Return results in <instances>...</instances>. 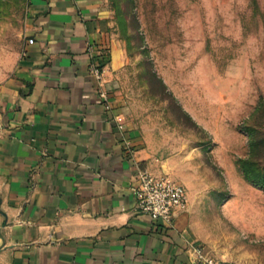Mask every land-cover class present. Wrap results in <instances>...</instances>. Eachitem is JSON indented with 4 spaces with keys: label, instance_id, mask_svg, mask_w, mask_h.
Listing matches in <instances>:
<instances>
[{
    "label": "crops",
    "instance_id": "crops-1",
    "mask_svg": "<svg viewBox=\"0 0 264 264\" xmlns=\"http://www.w3.org/2000/svg\"><path fill=\"white\" fill-rule=\"evenodd\" d=\"M111 25L103 0H28L0 82V264H201L190 201L170 225L136 210L138 169L171 176L124 90ZM90 44L108 55L101 81Z\"/></svg>",
    "mask_w": 264,
    "mask_h": 264
},
{
    "label": "rangeland",
    "instance_id": "rangeland-1",
    "mask_svg": "<svg viewBox=\"0 0 264 264\" xmlns=\"http://www.w3.org/2000/svg\"><path fill=\"white\" fill-rule=\"evenodd\" d=\"M103 5L128 57L124 90L188 194L197 244L225 262L264 264V189L237 167L251 132L264 168V0ZM27 7L0 0V82L21 50Z\"/></svg>",
    "mask_w": 264,
    "mask_h": 264
},
{
    "label": "built area",
    "instance_id": "built-area-1",
    "mask_svg": "<svg viewBox=\"0 0 264 264\" xmlns=\"http://www.w3.org/2000/svg\"><path fill=\"white\" fill-rule=\"evenodd\" d=\"M28 42L31 43L32 40L29 39ZM87 51L91 58L89 72L101 81L104 67L108 62V55L103 48L94 44L88 45ZM100 97L105 102V106L109 107L106 95L101 93ZM114 120L117 128L124 131L122 117L114 116ZM125 144L130 151V142L126 140ZM132 191L136 197L138 212L147 214L153 221H160L167 225L172 222L173 212L177 209H184L187 203V194L181 183L166 174L157 175L142 168L137 170ZM193 252L201 264H232L207 254L201 246H195Z\"/></svg>",
    "mask_w": 264,
    "mask_h": 264
},
{
    "label": "trees",
    "instance_id": "trees-1",
    "mask_svg": "<svg viewBox=\"0 0 264 264\" xmlns=\"http://www.w3.org/2000/svg\"><path fill=\"white\" fill-rule=\"evenodd\" d=\"M248 135L250 155L246 158L238 159L237 167L246 180L254 185L261 186L264 189V168L260 167L258 160L254 158V150L257 140L251 132H248Z\"/></svg>",
    "mask_w": 264,
    "mask_h": 264
}]
</instances>
